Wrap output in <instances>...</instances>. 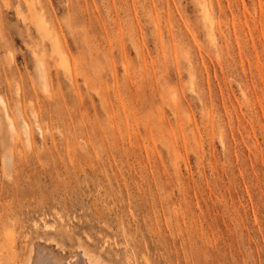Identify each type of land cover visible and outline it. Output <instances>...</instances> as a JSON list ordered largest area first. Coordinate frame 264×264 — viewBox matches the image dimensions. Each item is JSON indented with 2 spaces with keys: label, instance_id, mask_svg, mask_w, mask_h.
<instances>
[{
  "label": "rangeland",
  "instance_id": "rangeland-1",
  "mask_svg": "<svg viewBox=\"0 0 264 264\" xmlns=\"http://www.w3.org/2000/svg\"><path fill=\"white\" fill-rule=\"evenodd\" d=\"M80 249L264 264V0H0V264Z\"/></svg>",
  "mask_w": 264,
  "mask_h": 264
},
{
  "label": "bare ground",
  "instance_id": "bare-ground-1",
  "mask_svg": "<svg viewBox=\"0 0 264 264\" xmlns=\"http://www.w3.org/2000/svg\"><path fill=\"white\" fill-rule=\"evenodd\" d=\"M75 260L76 262L74 264H101L98 259L91 257V255H89V253L84 249L79 250L77 254V258ZM36 264H63V263L52 257H47L46 255L42 254L38 258ZM65 264H69V262Z\"/></svg>",
  "mask_w": 264,
  "mask_h": 264
}]
</instances>
